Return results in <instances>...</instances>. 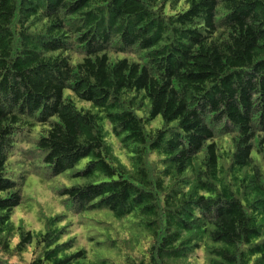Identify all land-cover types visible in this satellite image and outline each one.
Here are the masks:
<instances>
[{
	"label": "trees",
	"instance_id": "16d2710c",
	"mask_svg": "<svg viewBox=\"0 0 264 264\" xmlns=\"http://www.w3.org/2000/svg\"><path fill=\"white\" fill-rule=\"evenodd\" d=\"M184 262L264 264V0H0V264Z\"/></svg>",
	"mask_w": 264,
	"mask_h": 264
},
{
	"label": "rangeland",
	"instance_id": "374dc122",
	"mask_svg": "<svg viewBox=\"0 0 264 264\" xmlns=\"http://www.w3.org/2000/svg\"><path fill=\"white\" fill-rule=\"evenodd\" d=\"M84 162L85 161L83 160L78 166L75 167V169L67 170L64 173L54 177L47 175L46 170L44 171L42 169L44 167L43 164H39L37 176H29L24 186V195L27 196L29 200L28 202H23L21 205H26L30 209L29 213H31L34 208L42 206L44 211L48 213L47 216L53 215L54 213H60L66 210V208L68 210L75 209L76 207H74L73 205H69L68 207V204H72V201L67 196L60 195L59 191L65 187H70L76 184L83 183L82 178L75 177L72 174L78 169H81L84 165ZM16 214L18 217H23L24 220L27 219L25 211L21 209H18L16 211ZM28 218L34 228H37V230L42 228V226L40 227L39 225H36V223L32 222L33 217L31 214ZM90 221L91 216L89 217L88 215L78 211L77 215L74 217L73 223L75 227H78L79 231L76 235H74V237H76L75 240L78 245H83V242H85L84 245L87 243L86 248L91 245L93 246L94 251L97 248L96 244L104 238L105 234L103 231L101 232V230H103V227L100 223L97 224V232L95 234V239H88L89 233L88 235H86V233L88 231ZM25 223L26 226L29 224L27 222ZM67 225L68 223L64 224V226ZM24 257L26 258V260L29 259L30 261L31 253H25ZM182 264L188 263L184 262Z\"/></svg>",
	"mask_w": 264,
	"mask_h": 264
}]
</instances>
